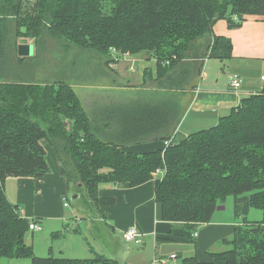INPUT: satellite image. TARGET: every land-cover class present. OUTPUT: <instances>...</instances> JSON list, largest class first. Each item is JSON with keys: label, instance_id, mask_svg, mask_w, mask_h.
<instances>
[{"label": "trees", "instance_id": "1", "mask_svg": "<svg viewBox=\"0 0 264 264\" xmlns=\"http://www.w3.org/2000/svg\"><path fill=\"white\" fill-rule=\"evenodd\" d=\"M245 16L264 18V0H0V260L122 264L96 252L88 259L38 257L26 244L31 221L7 200L4 182L49 173L44 141L67 186L84 189L100 208L114 205V199L98 198L100 185L128 189L153 180L160 219L194 232L232 197L238 221L232 236L220 241L226 249L207 251L205 261L179 257L178 264H264V87L215 126L182 141L175 136L183 114L179 97L195 87L189 78L201 74L205 57L230 58V40L214 36L213 26L224 20L238 29ZM45 35L61 41L66 52L102 55L105 66L111 50L154 60L155 74L149 70L138 88L157 93L160 105L141 113L111 96L130 89L83 101L64 81L17 79L15 68L26 59L17 56V37L38 43ZM155 141L167 146L143 154L123 151ZM156 170L162 174L154 178ZM251 209L262 218L249 221Z\"/></svg>", "mask_w": 264, "mask_h": 264}, {"label": "crops", "instance_id": "2", "mask_svg": "<svg viewBox=\"0 0 264 264\" xmlns=\"http://www.w3.org/2000/svg\"><path fill=\"white\" fill-rule=\"evenodd\" d=\"M212 32L214 36L230 40L232 46L230 58L224 60L213 59L220 62V72L217 73L214 79L204 70L206 65L203 64L200 74V84L192 89H188L184 93L183 101L186 103V106L177 126L178 128L176 127L175 136L177 141L184 140L193 132L215 126L221 117L229 114L233 108L239 105L242 98L255 94L264 87V82L261 81L264 73H261L262 75L259 77V82L262 85L261 88L258 89L256 87L253 89L248 82L249 77L257 74L256 71L259 70L258 65L264 63V18L245 16L241 27L238 29H230L226 21L220 20L213 26ZM135 57L137 58V56H133V59ZM124 59L122 60L127 61V56ZM139 62L141 63L139 65L141 74L145 73L146 75V69L148 68L152 76L155 74L154 60ZM121 64H115L114 68L111 69L112 74L115 76L113 78H109L108 74L104 71L106 66L102 64L104 65L102 69L109 78L107 83L102 87H98L96 92H92V90V93L82 91L81 93H77L78 96L83 101L89 96L101 100L104 92L128 90L125 86H130V82L123 85L121 84L123 82H118L116 77L126 74V71H133V69L128 68L126 63L122 64L124 67H120ZM231 79H236L240 83L239 88L233 89L231 87ZM184 123L185 127L183 129ZM42 144L46 152L45 159L49 173L37 179H14L10 185L14 191L13 194L8 193V187L6 186V182H4V194L10 203L18 207L20 214L31 221L32 224L41 227L40 224H45L47 221H58L62 224L66 223L67 220V224L66 226L63 225V229L70 231L76 224L66 219V212L63 210L61 201L59 200V197L65 195L68 186L64 178L60 177L59 165L54 151L44 141ZM144 144H147V146L127 147L123 148V151L143 154L155 150H164L167 146V143L159 141L146 142ZM97 195L98 198L114 199L113 206L100 208L105 223L112 228L113 232L121 235L129 227H136L143 235L141 244H148L152 241L155 248L158 246L157 243L161 241L172 242L178 246H185L190 242H194L195 257L199 261H205L207 259L205 256L207 251L214 252L213 249L220 244V241L230 238L235 225H237L233 214V201L230 207H227L226 202L219 204L210 223L203 224L196 229L197 236L195 238L192 237L193 232L187 231L183 226L162 221L160 219L159 207L154 202L153 180L128 189L118 188L110 184H102L99 187ZM225 212H228L226 217L224 216ZM229 212H231V216ZM110 221L113 223L112 225ZM88 224V230L90 231L92 227L90 223ZM73 232H77L76 228ZM57 236L58 234L55 232L51 237L56 239ZM109 236V244L114 248V252H111V254L110 252H104L105 250L97 252L92 247H88L87 258H75H92L93 252H96L112 260H114V257L119 259V261L122 258L127 259L131 254L129 251L132 249H128L129 253H127L126 250L121 249L120 243L125 244L121 241L122 237L119 240L110 234ZM52 254L53 252H49L48 256H53ZM57 254L59 253L57 252ZM171 255L174 254L171 253L165 258H169ZM176 256L177 258L174 262L177 263L181 254L177 253ZM171 262L173 261H169V263ZM135 263L138 262L133 260L132 263L128 264Z\"/></svg>", "mask_w": 264, "mask_h": 264}, {"label": "rangeland", "instance_id": "3", "mask_svg": "<svg viewBox=\"0 0 264 264\" xmlns=\"http://www.w3.org/2000/svg\"><path fill=\"white\" fill-rule=\"evenodd\" d=\"M32 1L33 0H27L29 4L32 3ZM16 44L17 46H33L32 56L27 57L23 63H20L19 66L15 68L17 79L19 80H32L33 83H37L38 85L61 80L72 86L76 93H81L82 91L91 92V90L92 92H96L98 87L105 85L109 78L115 77L111 72V69L114 68L115 64L118 65L121 63H126L127 67L133 69V71H126V74L122 75L123 77L120 75L121 78H119L120 76L118 75L116 78L118 82H123L121 83L123 85L127 84V82H130V86L125 87L131 91L124 92L123 94L119 92H111V96L114 98L119 97L126 104L133 103V105L140 108L141 113H149L147 110H151L155 105H160V103L158 104L159 95L157 93L152 92L145 94L138 88L140 86L143 87L146 79L145 73L141 74V70L139 69V65L141 64L139 61H148L147 56L136 55L137 58L135 57V59H133L132 55L128 56V54H122L121 58H117L116 61L112 59V56L109 57L108 61L110 64L106 66L104 70L108 74V78L103 77V75L100 73L102 63H104L105 58L102 55L96 54L95 52L82 51L77 48H71L68 50V52H66L65 48L62 47L63 43L49 35H45L41 40H38V43H35V41L31 38L17 37ZM220 49L222 51L221 53L226 51L224 47ZM125 56H127V61H124ZM203 62L206 65L204 70L210 74L212 79H214L217 73L220 72V62L208 57H205ZM122 64L120 67H124ZM258 68L259 70L256 71L258 76L257 74H254L248 79V82L251 84L253 89L256 87L259 89L262 86L259 82V77L262 75L261 73H264V63L258 65ZM148 70L149 68L146 69V72H148ZM200 78V75H192L189 78V84L192 83V86H198L200 84ZM184 96L185 95H181L179 97L178 109L181 111V114L183 113L182 111L186 106V103L183 101ZM184 127L185 123L183 129ZM140 145L147 146V144L144 143H136L128 145L124 148H131ZM159 176L160 174L158 177ZM60 177L62 176L60 175ZM14 179L15 178H8L5 181L9 194H13L14 192L10 186ZM62 197H65L64 201H62ZM62 197H59V200L61 201L63 210L66 212V219H68V221L71 220V222L76 225H74L70 231H67L63 229V225L66 226L67 220L66 223L62 224L58 221H47L45 224H40V231H30L27 234L25 241L28 246L32 247L35 255L42 257L48 256L49 252H53L52 255L56 257L61 256L66 258H87V250L89 251L88 247H92L97 252H100L101 250H105L104 252H110V254L111 252H114V248H112L109 244V234L119 240H121L122 234L120 235L119 233L113 232L112 228L105 223L103 214L100 211V207H97L93 202L90 201L87 194L85 193V190L83 189L77 191L76 187L73 184H70L65 195ZM232 201V197H229L225 200L227 207L232 205ZM64 202L68 204L67 207L63 206ZM227 215L228 212H225L224 216L226 217ZM229 215L231 216V212H229ZM247 218L249 221H258L262 218V213L259 210L251 209ZM88 223H90L92 227L90 231L88 230ZM110 224L112 225L113 223L110 221ZM75 228L77 230L76 233L73 232ZM55 232L58 234L56 239L51 237ZM124 243V245L120 243L122 247L121 249L126 250L127 253L130 252V256H128L127 259H120L121 261L115 257H112L114 260L122 264L132 263L133 260L138 262L135 264H152L154 260L166 259L165 257H168L171 253L174 255L180 253V258L195 256L194 242H190L185 246H178L172 242L161 241L157 243V248L154 247L152 241L144 245H134L126 242ZM128 249L132 250L128 252ZM225 249L226 248L221 244H218L213 250L214 252H219ZM57 252L59 254H57ZM179 260L180 259H178L177 263L171 262L169 264H178ZM0 264L30 263L28 260H0Z\"/></svg>", "mask_w": 264, "mask_h": 264}, {"label": "built area", "instance_id": "4", "mask_svg": "<svg viewBox=\"0 0 264 264\" xmlns=\"http://www.w3.org/2000/svg\"><path fill=\"white\" fill-rule=\"evenodd\" d=\"M111 54H112V59L114 61L117 60V58H121L122 54H118L117 51L115 50H111ZM261 81L264 82V76L261 77ZM231 87L233 89H237L240 86V83L236 80V79H231L230 81ZM162 174V171L156 170L152 176L154 178H156L158 175ZM65 200V197H62V201ZM64 207H67L68 204L66 202L63 203ZM40 227L36 224H30L29 225V230L30 231H40ZM197 236V232L194 231L192 233V237H196ZM142 238L143 235L140 233V231L136 228V227H129L128 229H126L123 233H122V240L126 243L129 244H134V245H141L142 243ZM177 258L176 255H171L169 258L166 259H160V260H154L152 264H168L169 261H175Z\"/></svg>", "mask_w": 264, "mask_h": 264}, {"label": "water", "instance_id": "5", "mask_svg": "<svg viewBox=\"0 0 264 264\" xmlns=\"http://www.w3.org/2000/svg\"><path fill=\"white\" fill-rule=\"evenodd\" d=\"M33 46L32 45H18L17 56L19 58H27L32 56Z\"/></svg>", "mask_w": 264, "mask_h": 264}]
</instances>
